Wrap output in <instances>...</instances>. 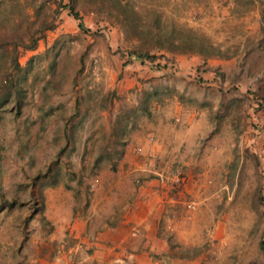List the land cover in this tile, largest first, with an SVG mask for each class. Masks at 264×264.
<instances>
[{
    "label": "rangeland",
    "instance_id": "1",
    "mask_svg": "<svg viewBox=\"0 0 264 264\" xmlns=\"http://www.w3.org/2000/svg\"><path fill=\"white\" fill-rule=\"evenodd\" d=\"M71 1L0 0V264H94L88 237L55 236L47 195L54 208L59 188L71 190L86 209L113 183L148 95L134 64L176 70L180 54H229L237 19L243 34L264 20V0H76L80 18ZM253 78L237 97L262 103L264 70ZM235 136L218 153L211 134L193 190L164 203L166 249L185 255L171 264H264V154L242 133L232 148Z\"/></svg>",
    "mask_w": 264,
    "mask_h": 264
},
{
    "label": "crops",
    "instance_id": "2",
    "mask_svg": "<svg viewBox=\"0 0 264 264\" xmlns=\"http://www.w3.org/2000/svg\"><path fill=\"white\" fill-rule=\"evenodd\" d=\"M237 20V31L230 34L229 54L223 52L213 58L180 54L175 57L176 70L168 65L157 68L136 62L135 76L140 78V89L148 88L144 93L148 95H140L135 101L140 121L113 183L103 192L100 189L86 209H79L71 190L59 188L54 208L47 195L45 213L57 225L55 236L73 234L79 238L77 245L88 237L90 261L94 264L163 262L152 252L166 249L164 237L174 230L164 223L168 216L164 203L176 201L175 196L183 190H193L190 168L204 159L200 150L207 149L209 144L205 142L211 134L218 153L224 150L221 141L227 133L236 135L230 142L232 148H236L235 139L242 133L247 145L264 154V101H241L235 90L245 91L255 81V73L264 70V20L257 15L251 25L247 23L244 34L238 32L243 23ZM161 82L165 84L157 85ZM195 83L207 88V92L199 96L194 91ZM209 89H214L213 95ZM257 116L262 122L260 129L252 126ZM172 164L187 170L183 190L176 191L178 186L164 187L155 172L149 171ZM173 259L183 264V260Z\"/></svg>",
    "mask_w": 264,
    "mask_h": 264
},
{
    "label": "built area",
    "instance_id": "3",
    "mask_svg": "<svg viewBox=\"0 0 264 264\" xmlns=\"http://www.w3.org/2000/svg\"><path fill=\"white\" fill-rule=\"evenodd\" d=\"M150 138L153 139L154 137L151 136ZM135 151L139 153L140 147L137 146L135 148ZM149 171L155 172L156 177L158 178L161 185H163L164 187H168V186H178L179 187L185 181L184 175L181 173L179 168L174 164L164 166V168H161V169L149 168ZM137 181H139V179H137ZM195 204H196V201L194 200L187 202L188 207H194Z\"/></svg>",
    "mask_w": 264,
    "mask_h": 264
},
{
    "label": "trees",
    "instance_id": "4",
    "mask_svg": "<svg viewBox=\"0 0 264 264\" xmlns=\"http://www.w3.org/2000/svg\"><path fill=\"white\" fill-rule=\"evenodd\" d=\"M71 9H72V12L74 13V15L78 18H80V13L79 11L76 9V0H72L71 1ZM80 25L85 28V23L84 21H81L80 22ZM213 56H219L220 53H212ZM208 55V53H207ZM211 56V55H210ZM140 58V57H139ZM159 58V57H158ZM160 61L161 59H151L148 63L150 65H160ZM141 62H145L144 60H141ZM163 62V61H162ZM152 63V64H151ZM179 251V250H178ZM181 252V251H180ZM152 254L154 256H156L157 258L161 259L162 261H167L168 263L167 264H171L172 263V260H171V257L174 255V256H179V257H182V256H185L183 254H173V253H170L167 249H164V250H160V251H153Z\"/></svg>",
    "mask_w": 264,
    "mask_h": 264
}]
</instances>
